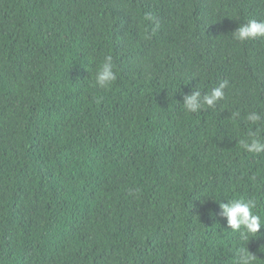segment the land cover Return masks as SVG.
<instances>
[{
	"label": "trees",
	"instance_id": "1",
	"mask_svg": "<svg viewBox=\"0 0 264 264\" xmlns=\"http://www.w3.org/2000/svg\"><path fill=\"white\" fill-rule=\"evenodd\" d=\"M249 20L264 0H0V264H235L244 247L264 264V227L247 241L219 207L253 200L264 222V152L239 144L264 139V38L232 35Z\"/></svg>",
	"mask_w": 264,
	"mask_h": 264
},
{
	"label": "clouds",
	"instance_id": "2",
	"mask_svg": "<svg viewBox=\"0 0 264 264\" xmlns=\"http://www.w3.org/2000/svg\"><path fill=\"white\" fill-rule=\"evenodd\" d=\"M233 39L245 42L256 38H264V20H249L241 24L232 32ZM115 65L111 55L104 57L103 62L95 72V84L100 88H108L117 79L114 70ZM228 86L227 81H222L218 87L201 96V91H192L183 97V108L190 113L199 111L203 106L213 107L219 100L224 98V91ZM234 116L239 113H234ZM246 119L253 125L257 124L262 117L258 112H250ZM260 129L248 133L247 138L239 140L242 149L249 153L264 152V139L260 138ZM220 215L226 219V227L232 231L240 232L243 239L249 241L250 237H257L259 231L264 227L260 215L255 214V202L253 200L235 199L225 203H219ZM255 255L250 253L246 247L241 248L235 264H253Z\"/></svg>",
	"mask_w": 264,
	"mask_h": 264
}]
</instances>
